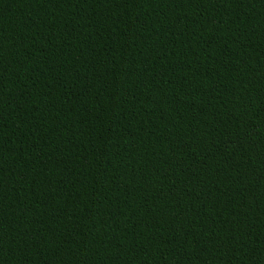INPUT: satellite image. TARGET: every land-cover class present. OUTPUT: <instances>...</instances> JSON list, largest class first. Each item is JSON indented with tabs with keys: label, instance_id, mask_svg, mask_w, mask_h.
<instances>
[{
	"label": "trees",
	"instance_id": "1",
	"mask_svg": "<svg viewBox=\"0 0 264 264\" xmlns=\"http://www.w3.org/2000/svg\"><path fill=\"white\" fill-rule=\"evenodd\" d=\"M0 264H264V0H0Z\"/></svg>",
	"mask_w": 264,
	"mask_h": 264
}]
</instances>
